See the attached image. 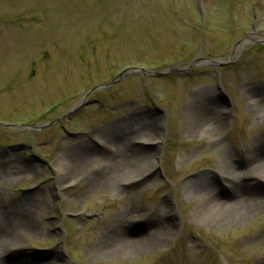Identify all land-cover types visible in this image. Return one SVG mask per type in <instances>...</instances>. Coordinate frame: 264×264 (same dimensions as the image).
Returning a JSON list of instances; mask_svg holds the SVG:
<instances>
[{
    "label": "rangeland",
    "instance_id": "1",
    "mask_svg": "<svg viewBox=\"0 0 264 264\" xmlns=\"http://www.w3.org/2000/svg\"><path fill=\"white\" fill-rule=\"evenodd\" d=\"M207 98L224 146L187 130ZM140 121H156L159 139L129 146L152 157L125 163L126 184L116 186L113 174L94 185L101 157ZM70 154L91 174L65 175ZM261 158L264 0H0V223L25 233L16 247L1 245L0 264H255L264 255V204L221 222L190 216L199 202L206 210L211 201L264 196L260 176L217 175L218 162L245 172ZM199 178L211 182L209 199L187 200L183 183ZM124 205L164 207L172 230L145 252L85 255L118 230L110 220ZM26 212L32 232L18 222ZM153 227L130 219L120 234Z\"/></svg>",
    "mask_w": 264,
    "mask_h": 264
},
{
    "label": "bare ground",
    "instance_id": "2",
    "mask_svg": "<svg viewBox=\"0 0 264 264\" xmlns=\"http://www.w3.org/2000/svg\"><path fill=\"white\" fill-rule=\"evenodd\" d=\"M214 104L207 98L204 103L198 106V110L193 112L190 117L191 121L189 124V128L187 129L190 134L197 138V140H209L212 146H224V141L222 137H219L218 133L222 129V123L217 121L212 116H210L207 112L210 111L214 106ZM197 108V107H196ZM205 111V112H204ZM260 118V117H258ZM216 120V121H215ZM150 121L135 124V126L131 129L132 133L128 136L122 135V138L119 142L114 141L111 145L114 147H110V151L108 154H105L101 157V165L103 166L102 172L100 175H96L93 178L94 185H105L108 182H111L113 179V174L117 175L116 177L120 178L116 180V186H120L122 184H126L129 182V179H125L120 175L119 170L125 165V163L129 160H135L140 162H146L148 159L152 157L146 155L144 153L138 152L136 149L130 148L129 143L132 140H137L139 142L144 143H156L159 139V134L153 131V128L157 126V122ZM111 125L106 128L103 133H111ZM70 149V150H69ZM117 149V150H115ZM73 148H66V151L74 153ZM74 154H70V157L67 158V166L65 175H90V170L87 169L85 162L82 158L78 156L73 157ZM248 159V158H247ZM249 160V159H248ZM218 171L217 175L224 181L228 180L234 182L239 177H248L254 178L256 176H260L264 179V159L261 158L254 164L250 165V168L245 172H233L229 166H225L218 162ZM187 187L185 189V198L187 200H206L209 199V194L212 190L211 182L207 179L201 180L200 178L196 182L192 183H183ZM234 199L232 201H211L210 206L205 210L201 209V203H197L195 205V209L192 212L190 219L195 222L201 221H209V222H221L224 220L227 215L231 214L233 210L236 208H242L246 212H251L256 209V207L264 204V196L262 195H248L244 198ZM248 200H252V205L247 204ZM208 202V201H207ZM26 200H22L20 202V210H22V214H25L23 208L25 209ZM142 210V208L140 209ZM27 211V210H26ZM152 212H147L143 210V212H134L128 209L125 205L121 210H118L117 213L112 215V219L110 223L112 225H118V230H115L113 234H106L102 236L100 241H97L95 244L89 246L85 250V255H101V256H112L116 258H123L124 252L129 250L130 248H134L140 251H148L153 248H157L159 246V242L162 239L166 238L167 233H169L172 229L169 227V222L166 217V209L164 207L156 208L155 210H151ZM21 214V213H20ZM23 216V215H22ZM28 216V217H27ZM25 221H18L25 227L24 231L29 229V231H33L27 224L26 219H29V215L24 217ZM150 219L153 223L154 227L145 233L144 235H139L134 238H128L124 235L120 234V228L126 224L130 219ZM1 222V221H0ZM115 227V226H114ZM24 232H19L18 229H15L14 232L7 229L5 226L0 223V247L1 245H6L7 247H16L18 242H15L19 239V236ZM25 234V233H24ZM257 263L255 264H264V255L259 256L257 259ZM45 264H58L55 261H49Z\"/></svg>",
    "mask_w": 264,
    "mask_h": 264
},
{
    "label": "water",
    "instance_id": "3",
    "mask_svg": "<svg viewBox=\"0 0 264 264\" xmlns=\"http://www.w3.org/2000/svg\"><path fill=\"white\" fill-rule=\"evenodd\" d=\"M231 57H232V56H230V58H231ZM195 61H196V60H194V63H195ZM208 62H210V63H214L212 60H208ZM129 70L137 71L138 69H137V68H130ZM125 71H126V70H125ZM125 71H123V72L118 76V78H119L121 75H123V74L125 73ZM140 71H142V70H140ZM155 75L159 76L160 74H159V73H155ZM7 127L18 128V126H7Z\"/></svg>",
    "mask_w": 264,
    "mask_h": 264
}]
</instances>
